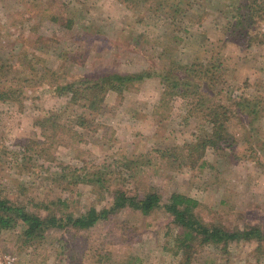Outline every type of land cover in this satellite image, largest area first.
Here are the masks:
<instances>
[{
    "label": "rangeland",
    "instance_id": "obj_1",
    "mask_svg": "<svg viewBox=\"0 0 264 264\" xmlns=\"http://www.w3.org/2000/svg\"><path fill=\"white\" fill-rule=\"evenodd\" d=\"M157 2L164 4L158 14ZM228 3L0 0V78L19 94L0 101L1 195L35 212L39 202L58 197L75 215L109 205L112 198L99 185L58 187L51 175L64 168L100 172L110 190L141 194L153 188L161 196V206L148 215L123 209L88 229H50L33 247L22 246L13 230L0 231V256H11L13 264H179L177 228L163 206L173 192L198 200L204 223L239 229L264 224V41L224 45L220 59L231 85L224 89L232 100L241 92L248 96L256 112L238 111L227 141L207 147L193 165L162 152L192 142L208 126L181 97L159 107L157 75L121 92L109 90L89 127H72L80 136L62 129L45 133L37 123L60 111V124L72 126L74 107L57 94L58 83L211 60L221 46ZM177 4L186 12L172 20ZM191 264H264V246L257 250L256 240L232 241L226 252L207 246Z\"/></svg>",
    "mask_w": 264,
    "mask_h": 264
},
{
    "label": "trees",
    "instance_id": "obj_2",
    "mask_svg": "<svg viewBox=\"0 0 264 264\" xmlns=\"http://www.w3.org/2000/svg\"><path fill=\"white\" fill-rule=\"evenodd\" d=\"M123 1L129 2V0ZM155 5L153 10H157L156 14H158L159 10L164 8V4L157 2ZM184 12L186 10H182L177 4L169 13L170 18L174 20L178 14ZM223 13L225 22L221 26L223 34L221 46L211 60L201 59L191 63L171 61L155 72L150 70L133 73L110 72L96 79L81 77L74 81L58 83L55 91L58 95L67 96V106L74 107L71 109L72 126L60 124V111L42 117L37 121L38 125L45 128H43L45 133L62 129L70 132L72 136H80L72 127H89L87 123L93 114L101 110L105 94L109 90L121 92L130 84L157 75L162 86L159 107L168 104L173 97H181L191 105V112L197 111L201 114L204 125L208 126L207 130L197 135L192 142L173 146L168 153L162 152V155L179 156L187 165L197 163L207 147L218 148L221 143L227 141L230 137L227 127L232 117L237 116L238 111L244 110L248 115L256 112L248 105L251 102L248 96L241 92L232 100L231 91L224 89L231 85L227 84L224 77L226 69L222 68L220 52L226 43L250 47L253 43L264 41V31L261 29L262 25L264 26V0H229ZM13 91L4 85L0 78V101L4 102L19 96ZM192 98L195 99L194 103L191 102ZM14 99L18 100V98ZM63 169L51 175V180L63 191H69L72 186L80 183L96 184L109 192L112 198L109 205L100 210L91 206L85 212L75 215L67 210V199L58 197L49 202H39L36 204L38 212H35L28 210L24 204L10 202L0 193V231L13 230L22 246L33 247L43 241L50 229L69 227L78 230L88 229L100 220L107 222L111 216L123 209L148 215L161 206V196L153 188L144 190L141 194L130 193L116 187L110 190L100 172L77 173L73 170L64 172ZM199 205L195 198L178 192H173L168 202L163 205L177 228L174 253H179L181 256L179 264H191L195 255H201L207 246L219 247L223 252H226L228 244L232 241L256 240L257 250L264 246V224L249 225L239 229L204 223L198 217ZM40 211H44L45 214L41 215Z\"/></svg>",
    "mask_w": 264,
    "mask_h": 264
},
{
    "label": "built area",
    "instance_id": "obj_3",
    "mask_svg": "<svg viewBox=\"0 0 264 264\" xmlns=\"http://www.w3.org/2000/svg\"><path fill=\"white\" fill-rule=\"evenodd\" d=\"M0 264H13V259L9 255L0 256Z\"/></svg>",
    "mask_w": 264,
    "mask_h": 264
}]
</instances>
